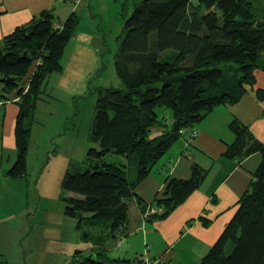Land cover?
Listing matches in <instances>:
<instances>
[{
  "label": "trees",
  "instance_id": "1",
  "mask_svg": "<svg viewBox=\"0 0 264 264\" xmlns=\"http://www.w3.org/2000/svg\"><path fill=\"white\" fill-rule=\"evenodd\" d=\"M254 1L143 0L134 8L125 20L126 32L115 58L123 85L98 89L91 129L97 146L88 151L89 167L67 170L62 179L63 188L77 194L64 200L66 213L79 218L78 228L85 222L91 226L105 220L113 238L125 233L129 199L157 162L216 106L238 102L255 85L256 69L264 70V0L260 14ZM78 18L74 10L58 23L55 8H46L0 42V101L12 100L18 107L16 159L7 172L12 177L27 173L31 133L27 121L33 119L32 110L49 76L62 68L63 50ZM255 94L263 100L264 87ZM161 108L171 112L170 123L164 115L160 117ZM166 124L168 130L150 135L153 126ZM229 127L235 140L224 155L240 161L260 152L261 162L234 216L200 264H264V143L237 117ZM109 152L135 163L132 179L123 165L105 160ZM207 173L194 162L189 178L168 177L163 195L153 201L155 211L149 220L166 217L201 185ZM113 260L116 264L152 261L140 256ZM71 264L105 263L77 250Z\"/></svg>",
  "mask_w": 264,
  "mask_h": 264
},
{
  "label": "rangeland",
  "instance_id": "2",
  "mask_svg": "<svg viewBox=\"0 0 264 264\" xmlns=\"http://www.w3.org/2000/svg\"><path fill=\"white\" fill-rule=\"evenodd\" d=\"M142 1L58 3V23L75 10L78 24L63 50L62 68L49 76L35 107L29 109L33 119L29 117L27 121L31 133L27 173L23 177L7 173L16 159L17 148L14 131H8L7 121L0 127V264H71L77 250L100 257L105 264H116L113 259L117 257L146 258V242L141 240L143 243L139 244L135 238L141 237L143 231L135 223L138 230L131 225L128 235L119 234L116 238L109 234L105 220L91 226L85 222L78 228L79 218L66 213L64 200L77 194L62 186L67 170L89 167L88 151L97 146L91 140V129L98 89L123 85L115 58L126 32L125 20ZM262 6L263 0L254 1L257 14L262 13ZM3 109L0 106V114ZM159 115L170 123L169 109H159ZM169 128L168 124L153 126L150 135ZM190 131L181 135L171 149L184 136L191 137ZM105 160L123 165L128 178L136 174L135 163L124 155L109 152Z\"/></svg>",
  "mask_w": 264,
  "mask_h": 264
},
{
  "label": "crops",
  "instance_id": "3",
  "mask_svg": "<svg viewBox=\"0 0 264 264\" xmlns=\"http://www.w3.org/2000/svg\"><path fill=\"white\" fill-rule=\"evenodd\" d=\"M61 2L65 4L67 0H0V42L16 26L39 15L43 9H56ZM255 74V85L249 87L238 102L216 106L195 125L197 135L184 136L173 149L172 146L129 199V223L122 235H128L130 226L137 225L143 233L135 238L139 239V244L143 243L141 240L146 242V259H151L153 264H200L234 216L237 202L261 162V154L253 152L236 161L226 157L224 152L235 140L229 127L235 117L247 124L252 134L264 143V99H258L255 94L257 88L264 87V70L258 68ZM0 106L4 108L0 127L7 121L8 131H14L17 104L12 100L0 101ZM194 162L208 169L201 185L166 217L149 220L155 211L153 201L163 195L166 179L189 178ZM136 195L142 199V204L138 203Z\"/></svg>",
  "mask_w": 264,
  "mask_h": 264
},
{
  "label": "built area",
  "instance_id": "4",
  "mask_svg": "<svg viewBox=\"0 0 264 264\" xmlns=\"http://www.w3.org/2000/svg\"><path fill=\"white\" fill-rule=\"evenodd\" d=\"M197 133V130H193L192 135L194 136ZM146 264H153V262H150L149 260H146Z\"/></svg>",
  "mask_w": 264,
  "mask_h": 264
}]
</instances>
